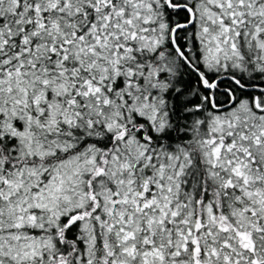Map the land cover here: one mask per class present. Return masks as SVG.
<instances>
[{
	"label": "snow or ice",
	"instance_id": "1",
	"mask_svg": "<svg viewBox=\"0 0 264 264\" xmlns=\"http://www.w3.org/2000/svg\"><path fill=\"white\" fill-rule=\"evenodd\" d=\"M0 264H264V0H0Z\"/></svg>",
	"mask_w": 264,
	"mask_h": 264
}]
</instances>
